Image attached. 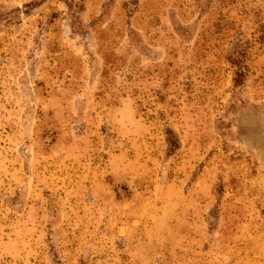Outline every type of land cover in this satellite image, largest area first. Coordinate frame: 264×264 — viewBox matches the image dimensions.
Returning a JSON list of instances; mask_svg holds the SVG:
<instances>
[{"label": "rangeland", "instance_id": "374dc122", "mask_svg": "<svg viewBox=\"0 0 264 264\" xmlns=\"http://www.w3.org/2000/svg\"><path fill=\"white\" fill-rule=\"evenodd\" d=\"M0 264H264V0H0Z\"/></svg>", "mask_w": 264, "mask_h": 264}]
</instances>
